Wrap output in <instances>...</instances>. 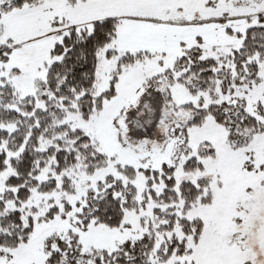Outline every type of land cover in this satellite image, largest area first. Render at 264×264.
<instances>
[{
  "label": "snow or ice",
  "instance_id": "snow-or-ice-1",
  "mask_svg": "<svg viewBox=\"0 0 264 264\" xmlns=\"http://www.w3.org/2000/svg\"><path fill=\"white\" fill-rule=\"evenodd\" d=\"M0 264H264V0H0Z\"/></svg>",
  "mask_w": 264,
  "mask_h": 264
}]
</instances>
